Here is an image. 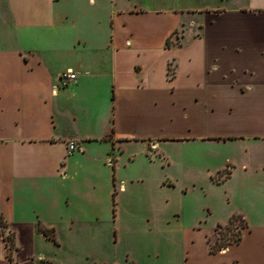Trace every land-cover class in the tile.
<instances>
[{
  "label": "crops",
  "instance_id": "obj_1",
  "mask_svg": "<svg viewBox=\"0 0 264 264\" xmlns=\"http://www.w3.org/2000/svg\"><path fill=\"white\" fill-rule=\"evenodd\" d=\"M0 214V264H264V0H0Z\"/></svg>",
  "mask_w": 264,
  "mask_h": 264
},
{
  "label": "rangeland",
  "instance_id": "obj_2",
  "mask_svg": "<svg viewBox=\"0 0 264 264\" xmlns=\"http://www.w3.org/2000/svg\"><path fill=\"white\" fill-rule=\"evenodd\" d=\"M150 156L153 158L152 154H150ZM105 168L109 171V173L112 172L111 164L108 163ZM99 172H98V176L102 177V173ZM82 179L83 177L80 178V180ZM74 186L76 187V190L79 195H82L85 192L79 186L78 183H74ZM97 192H98L97 196H99L100 199H103L104 198L103 193L101 191H97ZM212 195L216 198L219 197V194L215 192H213ZM93 208L96 209V207ZM93 208L87 202H81L80 200L79 205H75L74 207H71L70 210H72L74 213L82 214L81 216L84 219L90 218L94 220L95 215L93 212L94 211ZM91 209L93 211H90ZM108 234H109L108 237L105 236L106 242H109L110 240L112 241V235L110 234L109 231ZM103 240L104 239L94 238L93 236L75 237L74 235H71L68 239V248H71V250L76 252V254H74V257L78 258L77 259L78 264H91L93 258H96V256L98 257L99 255L104 257L105 259L110 258V255L107 253V251H104L102 245L99 243L100 241L103 242ZM67 258L69 263L74 262V260L71 259L69 255H67Z\"/></svg>",
  "mask_w": 264,
  "mask_h": 264
},
{
  "label": "trees",
  "instance_id": "obj_3",
  "mask_svg": "<svg viewBox=\"0 0 264 264\" xmlns=\"http://www.w3.org/2000/svg\"><path fill=\"white\" fill-rule=\"evenodd\" d=\"M174 76H175V67L173 66V63H171L169 66V77L173 79ZM246 228H247V223L244 220V218L239 214L233 215L228 224L219 225L217 227L216 242L212 246V252L216 253L229 246L241 243ZM41 231L47 237H49L50 233L53 234L54 232L53 230H48L44 227H41ZM0 236L3 237V239L6 242L9 259L12 261L13 254L17 250L15 245V236L13 233L9 231L7 220L2 214H0ZM51 238H53V240L55 241L54 236Z\"/></svg>",
  "mask_w": 264,
  "mask_h": 264
},
{
  "label": "built area",
  "instance_id": "obj_4",
  "mask_svg": "<svg viewBox=\"0 0 264 264\" xmlns=\"http://www.w3.org/2000/svg\"><path fill=\"white\" fill-rule=\"evenodd\" d=\"M77 80H78L77 74L73 73L72 71L63 74L60 77L61 85L65 88L75 85L77 83ZM75 150H76V145L74 143H71L69 147L70 153H73Z\"/></svg>",
  "mask_w": 264,
  "mask_h": 264
}]
</instances>
